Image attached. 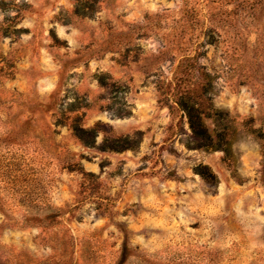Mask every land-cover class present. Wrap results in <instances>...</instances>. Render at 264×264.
<instances>
[{"label": "rangeland", "instance_id": "rangeland-1", "mask_svg": "<svg viewBox=\"0 0 264 264\" xmlns=\"http://www.w3.org/2000/svg\"><path fill=\"white\" fill-rule=\"evenodd\" d=\"M0 264H264V0H0Z\"/></svg>", "mask_w": 264, "mask_h": 264}, {"label": "trees", "instance_id": "trees-1", "mask_svg": "<svg viewBox=\"0 0 264 264\" xmlns=\"http://www.w3.org/2000/svg\"><path fill=\"white\" fill-rule=\"evenodd\" d=\"M190 59L184 58L182 60L183 63H188V66H192V63ZM182 63V64H183ZM186 65V66H187ZM204 77H208L206 74H204ZM210 85V83H209ZM205 90V89H204ZM191 94L192 92L189 91ZM188 93V94H189ZM179 105L183 108V110L186 112V115L188 117L189 127L196 139L201 141L202 147L205 149H210L212 151H221L226 156L231 155V138H229V141L224 135L209 133L207 128L205 127V124L202 122L201 116H200V110L195 109L194 105L195 103H192L188 97L181 98ZM208 118V116H207ZM72 133L73 136L81 142L82 145L86 147H94L95 140H96V132L91 129H85L81 126H75L72 127ZM213 135L215 139L213 140ZM102 151H106V147L100 148ZM126 149L125 147H122L121 150ZM110 151H115L118 149L108 148ZM120 150V149H119ZM200 175L204 180L212 179V176L210 174H205L200 170Z\"/></svg>", "mask_w": 264, "mask_h": 264}]
</instances>
